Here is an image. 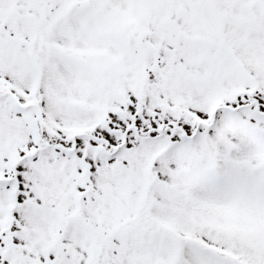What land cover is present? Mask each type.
<instances>
[{
	"label": "snow or ice",
	"instance_id": "1",
	"mask_svg": "<svg viewBox=\"0 0 264 264\" xmlns=\"http://www.w3.org/2000/svg\"><path fill=\"white\" fill-rule=\"evenodd\" d=\"M0 264H264V0H0Z\"/></svg>",
	"mask_w": 264,
	"mask_h": 264
}]
</instances>
